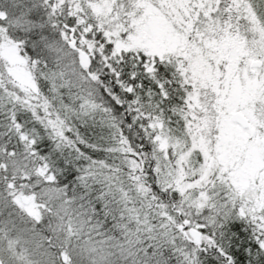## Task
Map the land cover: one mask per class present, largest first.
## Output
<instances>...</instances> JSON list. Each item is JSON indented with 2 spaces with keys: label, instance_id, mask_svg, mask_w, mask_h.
Here are the masks:
<instances>
[{
  "label": "snow or ice",
  "instance_id": "6c2138e0",
  "mask_svg": "<svg viewBox=\"0 0 264 264\" xmlns=\"http://www.w3.org/2000/svg\"><path fill=\"white\" fill-rule=\"evenodd\" d=\"M0 264H264V0H0Z\"/></svg>",
  "mask_w": 264,
  "mask_h": 264
}]
</instances>
